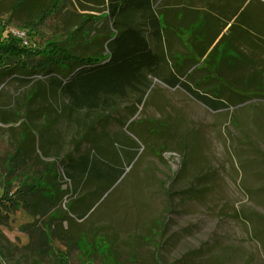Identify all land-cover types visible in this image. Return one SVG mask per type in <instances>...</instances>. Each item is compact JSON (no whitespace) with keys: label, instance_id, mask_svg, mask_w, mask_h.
<instances>
[{"label":"rangeland","instance_id":"obj_1","mask_svg":"<svg viewBox=\"0 0 264 264\" xmlns=\"http://www.w3.org/2000/svg\"><path fill=\"white\" fill-rule=\"evenodd\" d=\"M52 1L0 0V36L43 47L112 32L92 1L59 0L36 24ZM224 84L223 108L151 79L140 104L132 94L90 112L40 73L0 79V264H264V97L235 103L243 93ZM90 153L124 172L101 195V181L70 180L61 164ZM51 164L61 188L43 195L61 198L5 200L50 180ZM80 197L85 216L67 219Z\"/></svg>","mask_w":264,"mask_h":264},{"label":"trees","instance_id":"obj_2","mask_svg":"<svg viewBox=\"0 0 264 264\" xmlns=\"http://www.w3.org/2000/svg\"><path fill=\"white\" fill-rule=\"evenodd\" d=\"M91 1L104 5L112 26L107 38L96 37L82 44L73 31L65 39L37 47L22 45L13 35L0 36V79L13 74L40 73L68 98L72 109L90 112L108 109L113 100L132 94L140 104L151 79H159L169 87L178 86L215 109L231 103L219 96L227 87L224 83L243 93L235 103L264 97L263 2L233 0L232 5L227 0L225 12L224 0L220 3L200 0L207 11H185L184 16L188 18L175 22L179 9H169L170 0H161L158 7L155 6L158 0H76L82 9L88 8ZM58 3L59 0H53L41 10L36 24L50 16ZM228 22L230 26L222 33ZM174 36L181 39L185 52L174 48ZM92 45L95 50H87ZM103 51L106 53L101 54ZM226 90L232 94L230 89ZM66 158L61 163L66 177L74 180L76 175L87 182L101 181L97 195L114 185L124 173L105 165L95 153L75 160L68 154ZM52 165L45 172L50 180L44 181L41 174L9 197L5 193V200L16 206L30 197L39 196L52 202L61 198L65 192L58 197L43 195L60 187L56 182L58 172ZM80 201L79 206L73 204L63 209L67 219L85 216L89 204L84 197ZM61 264L66 263L61 261Z\"/></svg>","mask_w":264,"mask_h":264},{"label":"crops","instance_id":"obj_3","mask_svg":"<svg viewBox=\"0 0 264 264\" xmlns=\"http://www.w3.org/2000/svg\"><path fill=\"white\" fill-rule=\"evenodd\" d=\"M161 0H158L156 3H155V6L158 7L159 3H160ZM215 1L216 3L217 2H221V0H213ZM249 0H247L248 2ZM222 5H226L227 4V0H224L222 1ZM230 2L232 5H234V1L233 0H230L228 1ZM169 9L173 10V11H176V9H179V13L177 14V18L174 19L175 22H179V21H182L184 22L188 17L184 16V12L185 11H194V10H197L199 12H205L207 11V7L200 1V0H170V5H168ZM228 8V6L226 5L225 8H224V11L226 12V9ZM224 20V19H223ZM226 21V20H224ZM232 22V21H231ZM231 22H228L226 27L223 29V32H226L228 27L230 26ZM185 35L182 36V39H184ZM173 41H175V45H174V48L176 50H178L179 52H185L184 48H183V44H182V41L180 38L174 36L172 38Z\"/></svg>","mask_w":264,"mask_h":264},{"label":"built area","instance_id":"obj_4","mask_svg":"<svg viewBox=\"0 0 264 264\" xmlns=\"http://www.w3.org/2000/svg\"><path fill=\"white\" fill-rule=\"evenodd\" d=\"M25 43V41H23Z\"/></svg>","mask_w":264,"mask_h":264}]
</instances>
